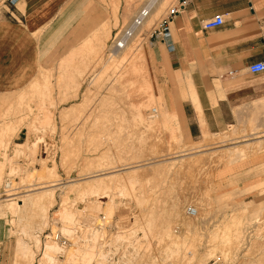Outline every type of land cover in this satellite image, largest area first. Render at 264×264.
<instances>
[{
  "label": "rangeland",
  "instance_id": "1",
  "mask_svg": "<svg viewBox=\"0 0 264 264\" xmlns=\"http://www.w3.org/2000/svg\"><path fill=\"white\" fill-rule=\"evenodd\" d=\"M112 1H92L91 13L94 14V17H99L96 26L108 19L111 24V34L104 41L94 40V50L98 52L87 55L85 68L73 70L70 64L72 60H69L68 69L69 67L72 69V78L63 76L62 68L60 69L59 66L66 60L64 58L50 70L48 69L53 74L50 79L51 91L46 96L43 89L40 92L33 84H29L14 95H0V125L5 127L3 143L0 147V225L4 229L3 232L12 241V262L20 238L26 246V254L29 250L33 251L25 254L23 264L45 262L44 257L39 258L48 241L45 236L52 235V231L60 232L64 225L60 220V210L62 209L63 196L68 195L66 192L68 183L83 180L87 175L102 174L114 170L121 172L137 165L150 164L148 166L151 167L157 164L164 166L161 173L153 178L148 177L149 179L146 178L134 183V187L128 185L125 188L124 186L125 191L123 187L118 191L116 189L117 192L115 189L110 190L109 195L89 191L82 193V195L81 192L71 191L68 195L70 202L68 201L67 206L70 205V208L75 211L76 217L79 213L77 211L83 206L89 208L94 214L103 210L108 214L107 211L112 203L110 196H115V214L125 212L121 206L123 208L128 207L130 202L136 208L130 218L132 224L140 213L139 211L143 209H154L155 213H158L157 210H161L165 215L164 217L168 215L172 234L174 233L173 235H178L183 239V244L182 242L179 244L181 248L180 246L177 248V258H169V260L172 259V262L169 260L166 262V259L156 256L155 260L151 261L141 259L140 264H207L216 255H222L228 264H264V204L260 200L264 188L257 185L241 188L240 184L242 183L238 173L240 161L254 154L236 158L232 162L222 165L214 161L203 162L204 166L203 163H201L202 166L197 163L193 166L194 168L191 167L188 171L187 168H185L186 171H183V166L179 167L182 165L179 158L181 160L183 154L195 152L198 148L194 147L200 144H207L204 146V150H211L222 145L232 147L231 145L236 144V142L239 144L241 141L245 142L263 137L264 133L259 132L261 130L256 127V123L249 119L247 121L244 119L242 123L238 122L220 133H206L205 135L203 133L201 137L196 139H183L180 133L169 126L166 131L160 133L162 145H166L167 148L151 149L150 146L155 141L158 144L161 143L160 135L143 132V127L153 130L160 125L157 116L147 117V113L152 107L158 108L159 106L153 100L142 109L141 115L145 121L153 124L152 127H147L146 124L141 123L139 116L133 109L134 103L144 96L140 86L146 81H150L149 74H147L148 66L147 69L145 66V70L141 67L142 74L135 81L133 80L134 83L131 80L130 84V81L125 79L128 77L127 72L131 69L135 57L141 51L145 52L147 42L150 40L147 37L137 41L136 38L132 39L133 42L130 43L132 48L125 51L120 59L115 56L116 54L110 47L115 32L122 26L129 25L139 8L148 0H129L136 5L131 17H124V9L128 0H119L117 17L112 11L114 10V1ZM175 1L166 0L163 7L160 6L161 11L156 12V17L150 15L151 18L149 16L150 21H147L144 29H150L157 23L165 9ZM152 2L155 1L152 0ZM157 4L159 6V3ZM7 5L8 0H0V14ZM154 5L153 8L156 7V3ZM91 33L92 31L77 39L75 45L82 44L83 40ZM73 66L77 67L76 64ZM41 68L43 67H40V71ZM75 79H78V82ZM120 80L126 83L128 81L130 85L123 81L120 83ZM149 83L151 85V82ZM31 88L34 89L32 93ZM20 93H24L23 97L27 101L24 99L20 100L22 103L18 101L17 97ZM12 101L13 103H11ZM80 102L85 106L82 107L81 112L70 113L71 115L68 114V117H63L61 113L63 109ZM25 104L29 107L26 108ZM133 112L137 115V119L136 117H127ZM165 132L167 133L165 134ZM226 135L229 136L224 137ZM236 136L238 137L237 140L231 138ZM84 157H94L93 159L97 160V166L92 167L90 173L87 170V174L82 169ZM177 157L179 158L177 159ZM47 167L57 168L55 169L56 172L48 178L46 177L48 176ZM38 172L46 175L43 181L45 179L48 181L46 180L41 184L42 180L37 179L36 175L34 177L29 176L30 173L36 174ZM121 174L124 172L122 171ZM8 183L10 186H7ZM54 183L58 186L54 193L55 203L48 210L49 217L45 228L40 229L34 222H30L31 211L27 196L23 197L25 205L18 208V211L17 208L12 210L8 206L11 201H19L17 197L25 195L29 189L49 186ZM120 190L124 192H119ZM136 196L140 197H138L140 201L136 200ZM9 198L15 199L8 200ZM142 201L146 204L143 205L144 202ZM174 207H176V214H171L170 209L172 210ZM188 207L198 208L200 215L191 217L187 213ZM23 226L29 227V232ZM177 227L178 230L176 231ZM23 230L27 232L25 233ZM142 233L144 232L140 230V237L146 239ZM186 233H190L189 236ZM35 236H38L40 242L36 241ZM147 239H149L148 241L155 240L153 237H147ZM221 246L226 247L228 252L226 249L222 251ZM57 249L58 246L55 247V250ZM178 249L180 250L178 251ZM55 250L53 255L56 253Z\"/></svg>",
  "mask_w": 264,
  "mask_h": 264
},
{
  "label": "crops",
  "instance_id": "2",
  "mask_svg": "<svg viewBox=\"0 0 264 264\" xmlns=\"http://www.w3.org/2000/svg\"><path fill=\"white\" fill-rule=\"evenodd\" d=\"M92 1L8 3L0 14V95L16 94L32 84L40 67L50 70L64 58L67 77L73 75L69 60L73 70L86 66L81 47L108 22L96 26ZM217 15H223L224 23L205 29L204 21ZM145 54L160 125L143 127V132L161 139L170 126L183 139H196L249 119L264 133V72L249 71L250 64L264 60V0H187L171 36L147 42ZM127 117L137 119L135 112ZM160 142L150 148L166 149ZM263 149L240 161L241 188H264ZM260 200L264 204V192ZM3 231L0 225V264H23L17 246L12 262V241Z\"/></svg>",
  "mask_w": 264,
  "mask_h": 264
},
{
  "label": "bare ground",
  "instance_id": "3",
  "mask_svg": "<svg viewBox=\"0 0 264 264\" xmlns=\"http://www.w3.org/2000/svg\"><path fill=\"white\" fill-rule=\"evenodd\" d=\"M114 1V10H112L114 12V16L117 17L118 15V7H119V0H113ZM112 1V2H113ZM129 1V0H128ZM127 1V4H126V7H125V15L124 17H131V14L133 13V10H135V6L134 3L132 1ZM155 2H152V0H148L146 1L147 4L149 6H151L152 8L155 6L154 3H156V7L153 8L154 10L152 11L151 10V13L150 15L152 17H156V12H160L161 10V7H163V4L165 3L166 0H153ZM158 1V2H156ZM136 3V2H135ZM159 3V6H157ZM161 6V7H160ZM160 7V8H159ZM157 12V13H158ZM138 13V12H137ZM136 13V14H137ZM135 14V12H134ZM155 14V15H154ZM150 16V17H151ZM151 17V18H152ZM134 18V17H133ZM132 18V20H133ZM149 18V17H148ZM145 19L144 21V24H143V28H144V25L146 23H148L147 21H150L149 19ZM131 20V21H132ZM131 23V22H130ZM129 24V23H128ZM130 25V24H129ZM128 26V25H127ZM111 34V24L108 22L104 25V27L102 29H100L98 32L94 33L92 35V37H90V39H88L81 47V50L84 51L85 55L84 57L87 58V55L89 54H97L96 52L98 51H95L94 50V46H93V43H94V40H99V41H104L105 38H107L109 35ZM135 38V37H134ZM132 38V39H134ZM130 40L128 41L127 45L125 46V48L123 50H121L118 54H116L115 56L116 57H119V59L123 56L122 54H125L124 52L131 49L132 48V45L130 46V43L133 42V40ZM137 40V39H136ZM106 44V43H105ZM127 46H130L128 48H126ZM92 50V51H91ZM83 57V58H84ZM138 59V60H137ZM140 59V60H139ZM134 60V58H133ZM137 60V61H136ZM114 63V62H113ZM66 64H62L60 65V69L61 71H63V76H65L66 74H68L67 72H65L63 70L64 66ZM133 65V66H132ZM85 65L83 64L81 68H83ZM146 66V69H147V61H146V54L144 51H141L139 55H137L135 57V60L133 61V64H131V69H129V71L127 72V75L128 77H126L125 79H127L128 81H130V84H131V80H132V83L133 80L135 81L136 78H138L141 74H142V71H141V67H143V69L145 68ZM81 68L78 70H81ZM85 68V67H84ZM77 70V69H75ZM145 70V69H144ZM147 72H148V69H147ZM41 73V74H39ZM39 73L37 75V77L35 78V80L32 82L33 86L36 87V89L40 92L41 90L43 89L45 93V96L47 94L50 93L51 91V82H50V79L52 78V74L51 71H49L48 69H45V68H41V71L39 69ZM145 73V72H144ZM148 74V73H147ZM124 79V78H123ZM124 79V81H125ZM147 79V78H146ZM76 80V79H75ZM126 80V81H127ZM62 81V80H61ZM78 82V79L76 80ZM123 81V80H122ZM122 81L120 80V83H122ZM123 81V82H124ZM128 81L126 84H128ZM146 81V80H145ZM150 81H146V83L142 84V86H140V89L141 91L143 92L144 96L143 98L141 97L140 100H138V102L134 103L133 105V109L135 110V112L137 113V115L139 116V121L143 124H146L147 127L150 126L152 127V123L150 122H147L145 121L144 117L141 115L142 113V109L145 105H147L148 103H150L151 101L153 102V100H155V97L153 96V90H151V85L149 83ZM50 83V84H49ZM75 84V83H74ZM128 84V85H130ZM80 85V84H79ZM26 88V87H25ZM30 89V88H29ZM34 90V89H33ZM32 88H31V93H32ZM137 91V90H136ZM24 92V91H23ZM26 92V91H25ZM24 93H20V95L17 97L20 102V100H23L24 99ZM34 94V93H33ZM44 94V93H42ZM29 96V94H27ZM41 95V94H40ZM49 96V95H48ZM75 96V95H74ZM66 98V97H65ZM129 98V97H128ZM26 99V98H25ZM24 99V100H25ZM30 99V98H29ZM68 99V98H67ZM66 99V100H67ZM93 99V98H92ZM32 100V98L30 99ZM17 101V100H16ZM15 101V102H16ZM27 101V100H25ZM156 101V100H155ZM13 103V101L11 102ZM10 103V104H11ZM22 103V102H20ZM25 103V102H24ZM84 103V102H83ZM28 104V103H26ZM25 104V105H26ZM56 104V103H55ZM40 105V104H39ZM38 105V106H39ZM27 106V107H26ZM25 107L28 108L29 106L26 105ZM24 107V108H25ZM41 107V106H40ZM82 107H85L82 105V102L80 103H76L75 105L71 106V107H67L65 109H63L61 112L63 117H68L69 115L68 114H74L75 113H78V111L81 112V109ZM11 108V107H10ZM31 109V108H29ZM8 110V109H7ZM157 111H158V108H157ZM83 112V111H82ZM159 112V111H158ZM157 112L156 115H153L151 116L150 118H153V117H159V113ZM70 114V115H71ZM61 115V116H62ZM68 115V116H67ZM73 116V115H72ZM160 118V117H159ZM253 121V120H252ZM162 123V122H161ZM160 124V123H159ZM56 126V125H55ZM64 126V125H63ZM6 128H8L6 126ZM9 128H12L9 126ZM151 129V128H150ZM12 130V129H11ZM5 131V127L2 126V124L0 125V147H1V143H3V133ZM229 135H226L224 137H228ZM65 138V137H64ZM232 139H236L237 140V136L236 137H231ZM8 139V138H7ZM66 142V141H65ZM238 143H239V140H238ZM19 145V144H18ZM23 145V144H22ZM207 144H200L194 148H198L195 150V152H192V153H188V154H183L181 160L179 157H177V159L179 158V161L181 162V166L179 167H182L183 166V171H186L185 168H187V171L188 169H190L191 167L195 166V164L198 163L201 164V163H205V162H218V164L220 163L221 165L222 164H228L230 162H232L234 159L236 158H239V157H245L247 156L248 154H255V153H258V151L264 147V137H259V138H256L254 140H247L245 142H242L237 144H234V145H231L232 147H230V145L228 146H216L215 148L211 149V150H204V146H206ZM26 148V146H25ZM264 150V149H263ZM187 151V150H186ZM185 151V153H186ZM69 153V152H68ZM71 153V152H70ZM117 154V153H116ZM64 155H68V154H64ZM181 155V154H180ZM179 155V156H180ZM63 156V155H62ZM165 156V155H164ZM161 157V156H160ZM94 158V157H93ZM92 157H84V167L82 168L83 170H85L84 173L87 174V170L89 171V173L91 172L90 169H92V167L94 166H97V160L93 159ZM99 159H100V156H99ZM102 159V158H101ZM174 159V158H173ZM64 160H65V156H64ZM117 160V159H116ZM100 161V160H99ZM98 161V162H99ZM103 161V160H102ZM165 161V160H164ZM200 162V163H199ZM3 163V162H2ZM65 163V162H64ZM161 163V162H160ZM204 163H203V166H204ZM46 164V162H45ZM216 164V163H215ZM44 165V164H43ZM64 165V164H63ZM101 165V164H100ZM150 164H147V165H137L135 167H131V168H127L125 170H122L124 172V174H121V172H117V171H112V172H107V173H102V174H93V175H90L85 178H83V180H77V182H70L67 184V191L68 192V195H69V192L71 193V191H74V192H78L81 194L84 192H95L96 194H108L110 190L112 189H117V191L119 189H122V187L126 188V186H133L134 183L138 182V181H143L145 180L146 178H150V177H154L155 175L161 173L162 169H163V165H152L151 167H149ZM198 165H196L198 167ZM212 165V164H210ZM99 166V165H98ZM148 166V167H146ZM202 166V164H201ZM205 166H207V164H205ZM130 167V166H129ZM48 168V167H47ZM143 168V170H142ZM194 168V167H193ZM192 168V169H193ZM196 168V167H195ZM199 168V167H198ZM57 168L55 167H49L48 170H47V173H48V176L44 175V173H36V174H29L30 177H37V179H41L42 180V183L43 184L47 179H45L43 181V179L45 178V176L48 178V177H51V175L53 173L56 172ZM118 169V168H117ZM13 170V169H12ZM16 171V170H15ZM71 171V170H70ZM223 171V170H222ZM83 172V171H82ZM126 173V174H125ZM209 173V172H208ZM210 174V173H209ZM213 177V176H212ZM211 177V178H212ZM0 178H1V164H0ZM148 178V179H149ZM40 180V181H41ZM48 181V180H47ZM211 181V180H210ZM57 182V181H56ZM213 184V183H212ZM10 186V185H9ZM60 186V185H59ZM57 184H51L49 186H41V187H38V188H33V189H29V192H27L25 195H21L17 198H19V201L18 200H14L15 198H9L8 200H14V201H9L10 203L8 204L9 207L12 208V210L16 209L17 208V211H18V208H21L25 205V199L23 200V197L27 196L29 198V204H30V211H31V220L30 222L31 223H35L37 227H39L40 229H43L45 228V226L47 225L48 223V210L50 208V206L52 204H54L55 202V196H54V193H55V189L57 188ZM125 188L123 189L125 191ZM130 188V187H129ZM142 188V187H141ZM131 189V188H130ZM133 189V188H132ZM134 190V189H133ZM141 190V189H140ZM114 191V192H115ZM116 191V192H117ZM123 191V192H124ZM119 192H122L121 190ZM122 192V193H123ZM127 192V190H126ZM129 192V191H128ZM121 193V194H122ZM67 194V193H66ZM82 194V195H83ZM114 194V193H113ZM142 194V193H141ZM68 195H64L63 196V201H62V209L60 210V220L62 221V224L63 225V234H67L68 233V228H69V225L72 224L76 219V215L72 210V208H70V205L67 206V203H69V197ZM109 195V194H108ZM137 195V194H136ZM75 196V195H74ZM113 196V195H112ZM21 197V198H20ZM115 197V196H114ZM114 197H111L110 196V200H111V205L108 209V214L109 215H112L114 213V209L116 208V206H114V202H115V198ZM138 201H140L138 199L139 196H136ZM69 198V199H68ZM140 198V197H139ZM157 198V197H156ZM153 199V198H152ZM143 200V199H142ZM155 200V199H154ZM69 201V202H68ZM138 201H137V204H138ZM145 201V199H144ZM142 201V202H144ZM156 201V200H155ZM154 201V202H155ZM79 202V201H78ZM157 202V201H156ZM159 202V200H158ZM146 204L145 202L143 203V205ZM156 204V203H155ZM141 205V204H139ZM142 205V206H143ZM148 205V204H147ZM151 205V204H150ZM126 206V205H125ZM153 206V205H151ZM159 207V205H157ZM52 207V206H51ZM148 207V206H147ZM155 207V205H154ZM152 208V207H151ZM148 209V208H147ZM159 209V208H158ZM163 209V208H162ZM196 215L193 216V217H196L198 214L200 215L199 213V209L196 208ZM157 210V208H156ZM175 210H176V207H174L172 210L170 209V212L171 214H176L175 213ZM29 211V212H30ZM140 213L138 214V216H136L137 218L134 220V224L133 226L131 227L132 228V232L131 234H137L138 232H144L142 234H144V238L147 239V237L149 238H155L154 241H148L149 239H145L146 242L143 244V249L144 250V254H143V257H142V260H155V257L158 256V257H161L162 259H166V262H168L169 258H175L176 255H177V248L178 246H180L179 244L182 242L183 244V239L178 237V235H173L172 234V231H171V228L169 226V221H168V215H166V217H164L165 215H163V212L161 210H157L158 213H155L156 211L153 209V210H140L139 211ZM174 212V213H173ZM16 213V212H15ZM79 214V213H78ZM165 214V213H164ZM179 214V212H178ZM188 215V214H187ZM174 216V215H173ZM191 216V215H190ZM178 217V216H177ZM189 217V216H187ZM192 217V216H191ZM171 219V218H169ZM191 219V218H190ZM193 219V218H192ZM59 220V221H60ZM20 221V220H19ZM168 221V222H167ZM188 221V220H187ZM54 222V221H53ZM189 222V221H188ZM20 223V222H19ZM196 224V223H195ZM33 225V224H32ZM32 225H30L32 227ZM185 225V224H184ZM24 227V226H23ZM35 227V226H34ZM33 227V228H34ZM192 227V226H191ZM25 228V227H24ZM28 228H25L27 229L28 231ZM62 228V227H61ZM189 229V228H188ZM190 230V229H189ZM188 230V231H189ZM25 231V230H23ZM25 231V233L27 232ZM22 232V231H21ZM29 232V231H28ZM58 232V231H57ZM175 232V231H174ZM30 233H31V230H30ZM192 233V232H191ZM195 233V232H194ZM226 233V232H225ZM188 236L189 234L186 233ZM32 235V234H30ZM38 235V234H37ZM151 236V237H150ZM187 236V237H188ZM38 237V236H37ZM35 236V238H37ZM196 237V236H195ZM187 239V238H186ZM37 242H40V240L37 238L36 240ZM148 241V242H147ZM225 241V240H224ZM40 244V243H39ZM38 244V245H39ZM154 244V245H153ZM223 245V244H222ZM37 246V245H36ZM57 245L53 242H47L46 244V248H45V251H44V254H43V257L45 259V262H39V264H51L53 263V253H54V250H55V247ZM39 247V246H38ZM227 247V245H226ZM224 247V246H221V249H223L222 251H224V249L227 250V248ZM25 244L23 243V241L21 240V238L18 240L17 242V256L18 258H23L25 257ZM30 248V247H29ZM181 248V246H180ZM29 250V249H28ZM180 249H178L179 251ZM213 250V249H212ZM217 250H219L217 248ZM225 250V252H226ZM27 251V250H26ZM29 251H32V250H29ZM27 251V254L28 252ZM56 251V250H55ZM230 251V250H229ZM33 252V251H32ZM214 252V251H213ZM212 252V253H213ZM216 252V250H215ZM228 252V250H227ZM226 252V253H227ZM230 253V252H229ZM26 254V255H27ZM30 254V253H29ZM78 254L80 256H82L83 260H85L86 262L90 259L91 255L88 251H86L85 249H81L80 251H78ZM224 254V253H223ZM31 255V254H30ZM228 256V254H226ZM29 256V255H28ZM31 257V256H30ZM172 258V259H173ZM177 258V257H176ZM26 259V258H25ZM171 259V260H172ZM21 261V259H19ZM43 260V259H42ZM169 260V261H171ZM28 261V260H27ZM30 261V260H29ZM32 261V259H31ZM148 261V262H149ZM159 261V260H158ZM165 262V261H164ZM172 262V261H171ZM154 263V262H153ZM31 264V263H30ZM185 264V263H184Z\"/></svg>",
  "mask_w": 264,
  "mask_h": 264
},
{
  "label": "built area",
  "instance_id": "4",
  "mask_svg": "<svg viewBox=\"0 0 264 264\" xmlns=\"http://www.w3.org/2000/svg\"><path fill=\"white\" fill-rule=\"evenodd\" d=\"M15 1L8 0V3L14 4ZM186 4L187 0H176L165 9L157 23L150 29H144L142 27L144 21L150 16L152 10L146 2L139 8L130 25L122 26L115 32L110 43L111 50L115 54L119 53L134 37L137 40L147 37L150 41H166L171 36L175 16ZM224 21L223 15H217L204 21L203 27L205 29L215 28L221 26ZM249 71L251 73L264 72V60L250 64ZM157 112V108L152 107L148 115L153 116ZM9 185L10 183L7 184ZM128 205L124 208L121 206L125 212L112 215L104 210L94 214L85 206L79 209L78 217L69 225L66 235L63 234L64 227H62L60 232L52 231V235L45 236L46 240L53 241L58 246L51 264H140L145 250L143 244L146 240L140 237V232L131 234L133 224L130 218L136 208L131 205V202ZM187 213L195 216L196 209L188 207ZM175 230L177 231L178 227ZM45 248L46 246L39 256L40 259L43 257ZM81 249H85L91 255L87 262L78 254ZM207 264H228V262L222 255H216Z\"/></svg>",
  "mask_w": 264,
  "mask_h": 264
}]
</instances>
